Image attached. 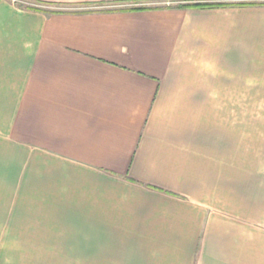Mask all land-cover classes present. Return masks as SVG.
<instances>
[{
	"label": "crops",
	"instance_id": "0c3cea01",
	"mask_svg": "<svg viewBox=\"0 0 264 264\" xmlns=\"http://www.w3.org/2000/svg\"><path fill=\"white\" fill-rule=\"evenodd\" d=\"M248 2L0 0V264H264Z\"/></svg>",
	"mask_w": 264,
	"mask_h": 264
},
{
	"label": "trees",
	"instance_id": "16d2710c",
	"mask_svg": "<svg viewBox=\"0 0 264 264\" xmlns=\"http://www.w3.org/2000/svg\"><path fill=\"white\" fill-rule=\"evenodd\" d=\"M248 3H257V2H248ZM258 3H263V2H258ZM222 4L223 3L192 2V3L181 4L180 6H182V7L203 8V7H211V6H217V5H222ZM28 8L42 10L41 8L35 7V6H31V7L29 6Z\"/></svg>",
	"mask_w": 264,
	"mask_h": 264
},
{
	"label": "rangeland",
	"instance_id": "374dc122",
	"mask_svg": "<svg viewBox=\"0 0 264 264\" xmlns=\"http://www.w3.org/2000/svg\"><path fill=\"white\" fill-rule=\"evenodd\" d=\"M13 1H16V0H13ZM252 1H254V2H263V0H252ZM189 3H192V2H189ZM21 4V3H20ZM106 4H108L110 7L111 6H123L122 4L123 3H119V2H117V3H112V2H110V3H106ZM184 4H186V3H184ZM31 7V6H35V7H39V8H41V9H47V5H43V4H37V3H34L33 5H28L27 7ZM52 7V6H51ZM55 7H57V6H54L53 8H55ZM49 10H52V9H49ZM54 10V9H53Z\"/></svg>",
	"mask_w": 264,
	"mask_h": 264
}]
</instances>
